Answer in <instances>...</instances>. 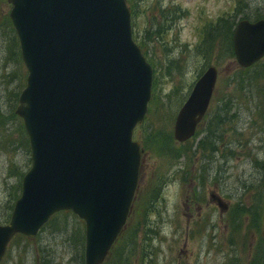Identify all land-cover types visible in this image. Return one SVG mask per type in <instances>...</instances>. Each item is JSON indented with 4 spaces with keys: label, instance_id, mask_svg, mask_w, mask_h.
<instances>
[{
    "label": "rangeland",
    "instance_id": "obj_1",
    "mask_svg": "<svg viewBox=\"0 0 264 264\" xmlns=\"http://www.w3.org/2000/svg\"><path fill=\"white\" fill-rule=\"evenodd\" d=\"M133 2L160 95L139 129L145 155L135 201L105 264H264V60L242 69L232 49L237 22L264 19V0ZM10 9L0 0V224L30 167L16 113L27 73ZM210 66L218 78L207 119L182 145L173 138L175 116ZM84 243L83 221L63 211L34 237L18 235L0 264H84Z\"/></svg>",
    "mask_w": 264,
    "mask_h": 264
},
{
    "label": "water",
    "instance_id": "obj_2",
    "mask_svg": "<svg viewBox=\"0 0 264 264\" xmlns=\"http://www.w3.org/2000/svg\"><path fill=\"white\" fill-rule=\"evenodd\" d=\"M8 2L29 72L16 113L32 167L9 225H0V259L15 234L34 237L52 214L71 210L85 222V264H101L136 185L140 153L131 132L146 111L150 67L131 40L124 0ZM233 49L241 67L258 62L264 20L240 21ZM215 79L210 68L194 85L175 121L178 141L194 133Z\"/></svg>",
    "mask_w": 264,
    "mask_h": 264
},
{
    "label": "trees",
    "instance_id": "obj_3",
    "mask_svg": "<svg viewBox=\"0 0 264 264\" xmlns=\"http://www.w3.org/2000/svg\"><path fill=\"white\" fill-rule=\"evenodd\" d=\"M133 22H134V20L132 19V26H133ZM255 66H257V64H256ZM158 83H159V80H158V78H157V79L155 80V83H154V86H153V96H152V100H153V103H154V107H156V105H157V103H158V101H159V95H160V92H159V89H158ZM182 145H185V144H182ZM256 188H257V190L259 191V193H261V195H262V187L258 184V185L256 186ZM237 205H239V203H237V204L234 205V209L232 210V212H234L235 207H236ZM59 214H62V212H61V213H58V214H56V215H54V216L50 219V221L48 222V224H47L46 226H48L49 224L54 223V222H55V219L57 218V216H58ZM247 229H248V230H251L252 227H248ZM82 239H83V237H82V235H80V233H77V234L75 235V240H76L77 243H81ZM83 242H84V240H83ZM256 254H258V253H257V249L254 247V248H253V255H256ZM263 259H264V257H263Z\"/></svg>",
    "mask_w": 264,
    "mask_h": 264
}]
</instances>
